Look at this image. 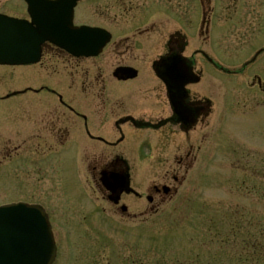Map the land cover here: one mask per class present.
<instances>
[{"label": "flooded vegetation", "instance_id": "af4514ba", "mask_svg": "<svg viewBox=\"0 0 264 264\" xmlns=\"http://www.w3.org/2000/svg\"><path fill=\"white\" fill-rule=\"evenodd\" d=\"M26 8L25 0H0V10L20 18ZM75 24L110 39L91 58L45 48L36 82L18 90L35 97L18 103L15 136L0 134L1 176L27 155L42 169L52 155L73 152L110 215H128V199L144 204L132 219L160 215L181 201L191 173L212 169L214 139L229 134L231 120L264 113V0H81ZM141 169L153 173L136 184ZM126 176L138 194L122 191Z\"/></svg>", "mask_w": 264, "mask_h": 264}, {"label": "rangeland", "instance_id": "374dc122", "mask_svg": "<svg viewBox=\"0 0 264 264\" xmlns=\"http://www.w3.org/2000/svg\"><path fill=\"white\" fill-rule=\"evenodd\" d=\"M0 13L18 12L2 9ZM38 67H1L0 97L35 83L32 73ZM33 97L28 94L0 100V134L15 136L21 121L19 115L15 117L18 103L24 107L31 105L29 99ZM229 133L222 139L220 145L225 148L222 146L216 155L215 166L210 171L193 172L192 178L191 173L181 202L167 204L164 217L129 221L122 215L109 216L105 211L109 204L102 200L89 179L90 171L85 165L80 166L79 155L73 152L52 155L41 165L42 169L30 164L27 155L21 165L6 168L7 177L1 176V170L0 203L21 199L41 202L49 209L56 223L58 254L54 264H66L67 259L69 264H178L191 263L190 260L195 264H213L220 259L216 255L228 248L221 246L218 239L226 236L230 227L235 230L231 239L239 243L247 233L249 237L260 233L257 237L261 256L252 264H264V158L245 155L236 160L228 152L232 148L252 152L259 147L264 149V113L258 121L249 117L231 120ZM80 142L84 140H73V145ZM65 158L71 161L69 166L63 162ZM152 173L147 169L135 171L136 184L143 180L146 183ZM17 176L22 182H17ZM127 203L130 211L144 206L138 200L128 199ZM227 215L230 221L223 218ZM234 221L243 223L241 228L234 227Z\"/></svg>", "mask_w": 264, "mask_h": 264}, {"label": "water", "instance_id": "95a60500", "mask_svg": "<svg viewBox=\"0 0 264 264\" xmlns=\"http://www.w3.org/2000/svg\"><path fill=\"white\" fill-rule=\"evenodd\" d=\"M32 22L0 15V64L36 63L50 41L75 56H95L104 45L85 40L89 29L74 27L78 0H28ZM56 244L47 216L39 206L0 208V264H53Z\"/></svg>", "mask_w": 264, "mask_h": 264}]
</instances>
